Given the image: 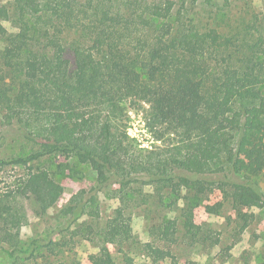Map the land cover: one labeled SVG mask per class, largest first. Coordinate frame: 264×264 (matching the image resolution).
<instances>
[{
  "label": "trees",
  "instance_id": "obj_1",
  "mask_svg": "<svg viewBox=\"0 0 264 264\" xmlns=\"http://www.w3.org/2000/svg\"><path fill=\"white\" fill-rule=\"evenodd\" d=\"M173 17L167 6L160 10L154 0H41L38 10L15 0L13 13L0 9V110L13 104L19 90L39 96L44 105L58 98L73 105L62 122H53L46 114L38 117L32 108L6 116L35 150L27 156L0 158V172L9 167L28 169L0 196V240L12 244L27 224L24 202L42 217L61 199L64 187L51 172L30 165L53 154L75 156L90 166L95 190L110 187L123 204H147L145 187L160 196L176 183L199 194H222L235 210L264 203L257 181L249 176L230 178L235 155L223 147L205 162L202 175H182V161L197 157L212 137L180 127L164 109L169 97L199 84L201 112L210 118L229 86L248 92L236 106L264 124V19L243 18L221 31L200 28L181 13ZM130 100L149 106L146 126L160 142L151 150L128 135ZM60 135L65 138L59 139ZM220 136L237 147L255 133L242 125L238 131H221ZM61 214L70 222L84 214L99 218L98 195L75 194ZM184 217V237L190 244L201 237L212 240L190 211ZM130 220L121 210L99 231L100 251L90 264H115L111 246L131 239ZM161 237L167 243L177 242L174 235L161 233ZM146 247L150 264H159L164 250L155 243Z\"/></svg>",
  "mask_w": 264,
  "mask_h": 264
},
{
  "label": "rangeland",
  "instance_id": "obj_2",
  "mask_svg": "<svg viewBox=\"0 0 264 264\" xmlns=\"http://www.w3.org/2000/svg\"><path fill=\"white\" fill-rule=\"evenodd\" d=\"M33 10L40 9L41 0H24ZM83 3L89 0H80ZM162 10L167 6L174 14L181 13L194 20L200 28L218 27L226 31L236 21L255 18L264 19V0H154ZM15 0H0V9L13 13ZM161 13V12H160ZM9 17V15L7 16ZM6 16L4 23L9 21ZM248 96L246 90L227 87V93L212 117L201 112L203 97L200 85L187 86L169 97L164 105L165 113L180 127L188 131L199 130L210 134L209 142L199 150L195 158L181 163L180 173L185 176L202 175L205 162L223 147L235 155L230 178L245 176L257 181L264 192V124L255 121L250 112L237 108V100ZM73 107L71 100L52 99L44 105L39 96L19 90L11 106L0 110V158L11 159L27 156L35 150L24 132L16 124H8L6 116L32 108L36 116H50L53 122H62L66 112ZM128 135L141 148L151 150L160 142L155 141L146 126L149 106L144 101L130 100L126 103ZM242 125L254 131L252 139L243 140L239 146L228 144L221 136L224 130L238 131ZM64 139V135L58 136ZM33 169H47L64 187L58 203L42 217L35 216L32 204L27 201L28 222L11 243L0 240V264H90L100 251L99 231L108 227L118 212L130 218L132 236L127 243L112 245L115 264H150L147 244L155 243L164 250L159 264H264V203L260 207L239 208L222 194H199L176 183L172 189H164L160 196L145 187L148 203L123 204L113 195L112 188L95 190L96 176L90 166L80 163L75 156L53 154L30 164ZM28 172L22 167L0 172V196L6 193ZM139 189V188H138ZM85 192V196L97 194L100 201V217L87 214L70 222L61 214L72 197ZM190 211L194 221L212 240L201 237L195 245L186 239L184 214ZM161 233L174 235L175 244L161 239ZM45 241V242H44ZM47 242V243H46ZM128 260V261H127Z\"/></svg>",
  "mask_w": 264,
  "mask_h": 264
}]
</instances>
